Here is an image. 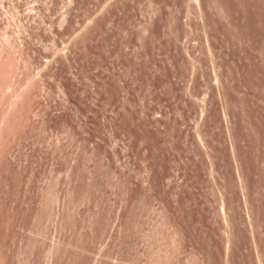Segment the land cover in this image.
<instances>
[{
  "label": "rangeland",
  "instance_id": "obj_1",
  "mask_svg": "<svg viewBox=\"0 0 264 264\" xmlns=\"http://www.w3.org/2000/svg\"><path fill=\"white\" fill-rule=\"evenodd\" d=\"M0 264H264V0H0Z\"/></svg>",
  "mask_w": 264,
  "mask_h": 264
}]
</instances>
